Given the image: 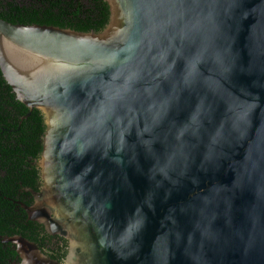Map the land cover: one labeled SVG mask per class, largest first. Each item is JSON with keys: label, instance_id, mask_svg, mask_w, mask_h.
I'll use <instances>...</instances> for the list:
<instances>
[{"label": "water", "instance_id": "obj_1", "mask_svg": "<svg viewBox=\"0 0 264 264\" xmlns=\"http://www.w3.org/2000/svg\"><path fill=\"white\" fill-rule=\"evenodd\" d=\"M105 1L99 33L0 19L2 77L46 127L21 207L65 264H264V0Z\"/></svg>", "mask_w": 264, "mask_h": 264}, {"label": "trees", "instance_id": "obj_2", "mask_svg": "<svg viewBox=\"0 0 264 264\" xmlns=\"http://www.w3.org/2000/svg\"><path fill=\"white\" fill-rule=\"evenodd\" d=\"M0 19L11 24L99 33L109 21V7L105 0H0ZM27 113L28 109L15 100L0 72V154L7 155L8 169H13L9 163L15 161V155L23 158L14 168L22 171L23 178L26 177L29 166L25 160H38L41 155L42 136L45 132L42 115L33 110L24 119ZM7 186V198H10L15 195L16 186ZM6 205L9 207L7 201ZM0 234H20L28 238L22 229L10 224L0 227ZM29 237L31 241L39 242L38 235ZM51 253L52 259L61 262L62 252L57 250Z\"/></svg>", "mask_w": 264, "mask_h": 264}, {"label": "flooded vegetation", "instance_id": "obj_3", "mask_svg": "<svg viewBox=\"0 0 264 264\" xmlns=\"http://www.w3.org/2000/svg\"><path fill=\"white\" fill-rule=\"evenodd\" d=\"M44 134L42 136V147ZM19 160L21 161L23 158L19 155H15V161L9 163L13 169H8L7 155L0 154V227L6 224L19 227L27 234L26 236L29 239L20 234L12 236H4L0 234V237H22L25 240L34 243L41 253L49 258L52 256L51 252L58 250L63 253L62 258H60L61 262H58L60 264H65L70 249V241L58 234H48L44 225L35 220H31L29 215L21 207V205H26L28 207H34L36 205L34 197L27 190H32L33 192L38 193L42 189L43 183L37 166L38 160L24 159L29 165L25 177L26 180L23 178L21 170L17 168L14 169L19 164ZM7 184L16 186V193L10 198H7V189L9 188ZM6 201L9 203V207L6 205ZM33 235H38L39 242L30 240L29 236ZM0 259L1 264H21L20 256L16 252V246L12 243L0 242Z\"/></svg>", "mask_w": 264, "mask_h": 264}]
</instances>
